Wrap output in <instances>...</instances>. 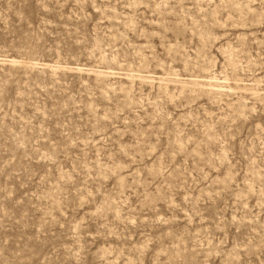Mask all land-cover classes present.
Segmentation results:
<instances>
[{
    "label": "rangeland",
    "instance_id": "obj_1",
    "mask_svg": "<svg viewBox=\"0 0 264 264\" xmlns=\"http://www.w3.org/2000/svg\"><path fill=\"white\" fill-rule=\"evenodd\" d=\"M0 264H264V0H0Z\"/></svg>",
    "mask_w": 264,
    "mask_h": 264
}]
</instances>
